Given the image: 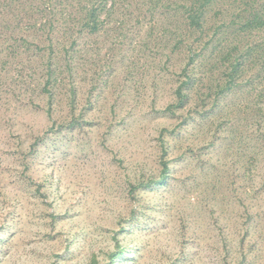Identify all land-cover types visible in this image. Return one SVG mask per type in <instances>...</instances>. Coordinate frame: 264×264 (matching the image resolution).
<instances>
[{
  "label": "rangeland",
  "instance_id": "obj_1",
  "mask_svg": "<svg viewBox=\"0 0 264 264\" xmlns=\"http://www.w3.org/2000/svg\"><path fill=\"white\" fill-rule=\"evenodd\" d=\"M13 1L0 0V264H264V71L246 62L215 104L226 64L198 60L187 104L168 108L222 18L199 39L176 27L182 0H65L58 30H23L15 16L39 0ZM85 6L100 9L95 33ZM163 145L165 183L133 192L160 178Z\"/></svg>",
  "mask_w": 264,
  "mask_h": 264
},
{
  "label": "trees",
  "instance_id": "obj_2",
  "mask_svg": "<svg viewBox=\"0 0 264 264\" xmlns=\"http://www.w3.org/2000/svg\"><path fill=\"white\" fill-rule=\"evenodd\" d=\"M14 2L13 0H7ZM20 1V0H18ZM236 1L238 0H182L178 7L175 8L177 18L176 27H181L186 29V32L197 33L199 39L205 36L208 29V17H216L217 19L222 18V23H218L215 27V32L213 38L209 40L203 47V53L197 51H192V55L189 56V63L183 71V75L186 80L181 82L175 91L176 102L175 104L169 106L171 109H182L188 102L189 95L188 92L190 88L195 84V70L198 67V60H205L207 57L214 58V69L217 66L225 65L223 69H219V77L226 78L223 85H219L218 89L213 90L211 97L214 98V103L217 104L220 99L241 88L242 82L240 79L244 73V68H246L247 63H251L250 60L254 62L251 65L256 66V68L264 71V42L260 44H254L251 47L240 50L236 45L235 41L233 43H228V39L231 36H235L238 31H244L246 33H263L264 34V0H239L240 3L236 6ZM168 0H156L153 7L150 9L158 8L160 11L166 10ZM20 3V2H19ZM65 0H39L38 5L32 10V15L29 18H21L19 15L15 16V20L23 23V30H58L60 23L65 22V17H61L62 6ZM236 6V8H235ZM231 12H227L233 9ZM18 6L15 7L14 11H18ZM211 10H215L214 14ZM20 11V10H19ZM227 13V14H226ZM100 9L94 6H85V16L81 19L82 26L89 33H95L100 30ZM34 15H37L34 17ZM226 16L225 21L223 17ZM214 19V18H213ZM181 21L179 23L178 21ZM193 33V34H194ZM192 34V33H191ZM216 41V44L214 42ZM226 43L225 46L223 44ZM223 50H219L218 47H222ZM205 53V54H204ZM222 56V63L217 64ZM225 58V59H224ZM247 62V63H246ZM216 64V65H215ZM69 70H72V66L68 65ZM46 71V84L45 90L53 95V91L48 87L51 85V81L56 77L57 70L52 62L47 63L45 66ZM72 73V71H70ZM264 74V73H263ZM257 75L254 79L259 78ZM174 113V111H173ZM162 172L160 178L152 179L147 183H140L137 186H133V192L144 188H150L155 185H163L168 178L170 172V162L166 160L168 150L165 145L162 146ZM117 254H115L116 256Z\"/></svg>",
  "mask_w": 264,
  "mask_h": 264
}]
</instances>
